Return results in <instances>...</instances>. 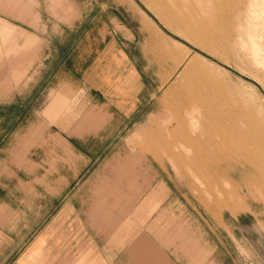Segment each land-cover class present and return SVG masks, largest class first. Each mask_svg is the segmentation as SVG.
Returning <instances> with one entry per match:
<instances>
[{"label":"crops","instance_id":"0c3cea01","mask_svg":"<svg viewBox=\"0 0 264 264\" xmlns=\"http://www.w3.org/2000/svg\"><path fill=\"white\" fill-rule=\"evenodd\" d=\"M9 1L0 7L23 13ZM71 14L0 86V264H264L253 206L218 221L153 163L95 162L110 136L157 117L158 52L174 43L137 0Z\"/></svg>","mask_w":264,"mask_h":264},{"label":"rangeland","instance_id":"374dc122","mask_svg":"<svg viewBox=\"0 0 264 264\" xmlns=\"http://www.w3.org/2000/svg\"><path fill=\"white\" fill-rule=\"evenodd\" d=\"M85 1L10 0L23 11L13 14L0 7V20L15 28L0 30V86L14 69H31L38 35L65 30ZM137 1L174 43L172 55L158 52L157 117L143 118L135 135L110 136L111 151L95 162L153 163L214 219L253 206L264 220V0Z\"/></svg>","mask_w":264,"mask_h":264}]
</instances>
